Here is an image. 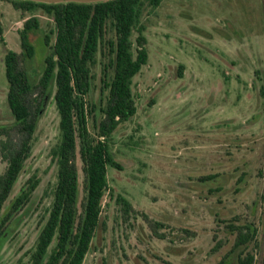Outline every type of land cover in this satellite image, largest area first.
I'll list each match as a JSON object with an SVG mask.
<instances>
[{
  "label": "rangeland",
  "instance_id": "374dc122",
  "mask_svg": "<svg viewBox=\"0 0 264 264\" xmlns=\"http://www.w3.org/2000/svg\"><path fill=\"white\" fill-rule=\"evenodd\" d=\"M0 14L2 126L14 121L5 57L8 50L22 51L25 19L7 0H0ZM36 14L41 27L29 34L36 55L27 61L35 78L48 51L45 34L55 42L52 19L43 10ZM142 22L149 60L134 78L137 113L113 135L112 151L122 167H109L114 196L105 198V225L84 264H217L233 248L235 236L227 224L234 220L258 228L246 250L259 263L264 246V0H163ZM105 62L99 54L93 68L89 101L97 106V120L89 118L92 132L108 93ZM59 122L51 92L14 195L34 174L40 184L0 248V264L27 260L25 253L47 217L57 181L53 149L60 139ZM5 167L0 160V174ZM210 175L215 177L204 179ZM118 194L133 204L129 215L116 202ZM238 251L228 259L235 263Z\"/></svg>",
  "mask_w": 264,
  "mask_h": 264
},
{
  "label": "trees",
  "instance_id": "16d2710c",
  "mask_svg": "<svg viewBox=\"0 0 264 264\" xmlns=\"http://www.w3.org/2000/svg\"><path fill=\"white\" fill-rule=\"evenodd\" d=\"M7 1L21 11L25 21L20 30L22 51L8 50L5 57L8 102L14 121L0 126V160L6 163L0 174V248L15 230L18 216L29 206L40 184V178L34 174L14 195L33 154L39 121L53 92L60 115V139L53 149L57 181L36 243L25 253L27 260L22 259L19 264H84L98 229L105 225L102 216L105 198L108 193L114 196L109 167H122L112 151L113 135L137 113L134 78L149 60L147 26L142 17L154 12L163 0L58 4ZM39 10L52 19L51 34L55 33V42L52 44L51 35L45 34L48 51L44 66L35 78L27 61L36 55L29 34L41 27L36 14ZM3 35L0 14L2 40ZM99 54L106 60L103 71L108 93L100 107L97 132H92L89 118L92 115L97 120V106L89 101V96ZM260 174L264 178V169ZM260 201L264 210V190ZM116 202L124 215L134 211L124 195L118 194ZM146 219L149 221L148 216ZM262 225L264 236V212ZM227 227L235 236L234 245L217 264H257L255 253L246 250L256 240V225L234 220ZM236 250L239 251L234 263L228 257ZM258 264H264V246Z\"/></svg>",
  "mask_w": 264,
  "mask_h": 264
},
{
  "label": "water",
  "instance_id": "95a60500",
  "mask_svg": "<svg viewBox=\"0 0 264 264\" xmlns=\"http://www.w3.org/2000/svg\"><path fill=\"white\" fill-rule=\"evenodd\" d=\"M29 1L47 3V4H58V3H69V2L98 3V2H104V1H107V0H29Z\"/></svg>",
  "mask_w": 264,
  "mask_h": 264
}]
</instances>
